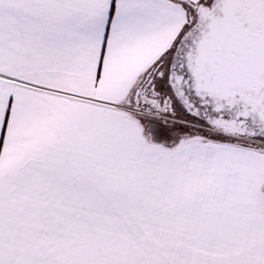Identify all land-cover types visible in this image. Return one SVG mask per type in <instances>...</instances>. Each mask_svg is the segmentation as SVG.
Returning <instances> with one entry per match:
<instances>
[{
	"label": "crops",
	"instance_id": "crops-1",
	"mask_svg": "<svg viewBox=\"0 0 264 264\" xmlns=\"http://www.w3.org/2000/svg\"><path fill=\"white\" fill-rule=\"evenodd\" d=\"M190 10L0 0V264H264V148L133 104Z\"/></svg>",
	"mask_w": 264,
	"mask_h": 264
},
{
	"label": "flooded vegetation",
	"instance_id": "flooded-vegetation-1",
	"mask_svg": "<svg viewBox=\"0 0 264 264\" xmlns=\"http://www.w3.org/2000/svg\"><path fill=\"white\" fill-rule=\"evenodd\" d=\"M198 5L177 44L141 82L133 104L183 115L213 133L264 137V67L259 57L248 56L250 45L264 37V0H202Z\"/></svg>",
	"mask_w": 264,
	"mask_h": 264
},
{
	"label": "water",
	"instance_id": "water-1",
	"mask_svg": "<svg viewBox=\"0 0 264 264\" xmlns=\"http://www.w3.org/2000/svg\"><path fill=\"white\" fill-rule=\"evenodd\" d=\"M228 1H232V0H228ZM200 5H198L196 8L198 9ZM228 13H230V10H228ZM249 14H254L253 11H250ZM264 19V16H263ZM257 50V52H255ZM248 56L250 59H257L259 57V62L261 64L262 67H264V37L257 39V41L255 43H252L250 45V49L248 52ZM248 66L251 65V63L247 64ZM252 67V66H250ZM253 68V67H252ZM252 68H246L245 66H243L244 71H250ZM261 86L263 87V92H264V77L261 78L260 81ZM263 99H264V93L262 94ZM263 119V123H264V117Z\"/></svg>",
	"mask_w": 264,
	"mask_h": 264
},
{
	"label": "rangeland",
	"instance_id": "rangeland-1",
	"mask_svg": "<svg viewBox=\"0 0 264 264\" xmlns=\"http://www.w3.org/2000/svg\"><path fill=\"white\" fill-rule=\"evenodd\" d=\"M177 117H181L182 119L190 120V119H188L187 117H184L183 115H182V116L177 115ZM184 133L187 134V133L185 132V130H184ZM193 133L199 134L200 136L202 135V136H208V137H210L209 134L204 133V132H197V131H194ZM187 135H188V134H187Z\"/></svg>",
	"mask_w": 264,
	"mask_h": 264
}]
</instances>
